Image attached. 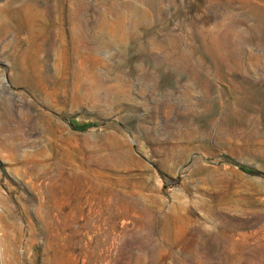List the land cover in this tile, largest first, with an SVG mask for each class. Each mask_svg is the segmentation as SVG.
I'll return each instance as SVG.
<instances>
[{
	"label": "rangeland",
	"instance_id": "obj_1",
	"mask_svg": "<svg viewBox=\"0 0 264 264\" xmlns=\"http://www.w3.org/2000/svg\"><path fill=\"white\" fill-rule=\"evenodd\" d=\"M0 264H264V0H0Z\"/></svg>",
	"mask_w": 264,
	"mask_h": 264
},
{
	"label": "bare ground",
	"instance_id": "obj_2",
	"mask_svg": "<svg viewBox=\"0 0 264 264\" xmlns=\"http://www.w3.org/2000/svg\"><path fill=\"white\" fill-rule=\"evenodd\" d=\"M70 9H72V8H70Z\"/></svg>",
	"mask_w": 264,
	"mask_h": 264
}]
</instances>
